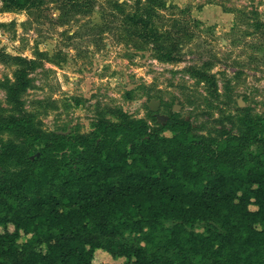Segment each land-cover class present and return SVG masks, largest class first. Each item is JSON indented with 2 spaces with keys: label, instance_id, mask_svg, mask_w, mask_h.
<instances>
[{
  "label": "rangeland",
  "instance_id": "1",
  "mask_svg": "<svg viewBox=\"0 0 264 264\" xmlns=\"http://www.w3.org/2000/svg\"><path fill=\"white\" fill-rule=\"evenodd\" d=\"M69 1L8 11L0 0V50L23 59L0 60V152L18 150L0 180L45 156L35 134L90 139L104 122L141 123L132 137L201 167L264 161V0ZM60 148L47 157L78 155ZM125 261L97 250L93 264Z\"/></svg>",
  "mask_w": 264,
  "mask_h": 264
},
{
  "label": "trees",
  "instance_id": "2",
  "mask_svg": "<svg viewBox=\"0 0 264 264\" xmlns=\"http://www.w3.org/2000/svg\"><path fill=\"white\" fill-rule=\"evenodd\" d=\"M41 2L5 0V8ZM0 60L23 59L0 50ZM143 127L104 122L90 139L35 134L45 156L27 157L30 169L0 180V264H93L97 250L122 264H264V161L201 167L132 137ZM58 147L78 155L47 157ZM17 156L6 147L0 162ZM198 224L207 231L194 232Z\"/></svg>",
  "mask_w": 264,
  "mask_h": 264
},
{
  "label": "water",
  "instance_id": "3",
  "mask_svg": "<svg viewBox=\"0 0 264 264\" xmlns=\"http://www.w3.org/2000/svg\"><path fill=\"white\" fill-rule=\"evenodd\" d=\"M150 107L152 108V111L155 113V114H157V111H158V105H157V103L155 102V101H152L151 103H150ZM157 116V118H158V120L160 121V122H163L164 120L166 121L167 120V117H164V116H161V115H156Z\"/></svg>",
  "mask_w": 264,
  "mask_h": 264
}]
</instances>
